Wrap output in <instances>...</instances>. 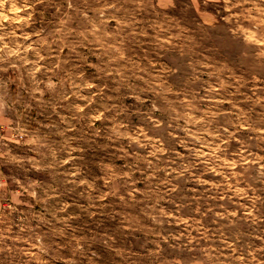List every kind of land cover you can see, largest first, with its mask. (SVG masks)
<instances>
[{
  "label": "clouds",
  "instance_id": "clouds-1",
  "mask_svg": "<svg viewBox=\"0 0 264 264\" xmlns=\"http://www.w3.org/2000/svg\"><path fill=\"white\" fill-rule=\"evenodd\" d=\"M0 264H264V0H0Z\"/></svg>",
  "mask_w": 264,
  "mask_h": 264
}]
</instances>
